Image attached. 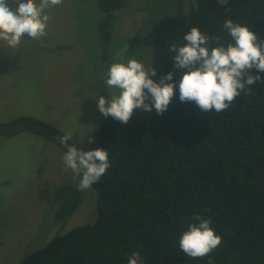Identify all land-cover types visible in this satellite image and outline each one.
I'll list each match as a JSON object with an SVG mask.
<instances>
[{
	"label": "trees",
	"instance_id": "obj_1",
	"mask_svg": "<svg viewBox=\"0 0 264 264\" xmlns=\"http://www.w3.org/2000/svg\"><path fill=\"white\" fill-rule=\"evenodd\" d=\"M176 2L174 14L129 40L131 46L152 47L154 79L176 72L173 103L162 114L135 111L126 124L104 116L91 143L72 142L85 151L108 152L111 167L91 187L95 217L53 236L17 264H127L133 251L142 264H264V72L250 70L262 79L229 109L203 112L180 101L181 74L169 51L172 43L183 46L194 26L226 46L232 42L222 28L226 19L247 24L264 41V0H193L186 11L182 0ZM111 26L109 14L97 21L104 43ZM20 131L67 151L59 140L66 134L53 123L30 115L0 122V135ZM197 214L222 237L203 258L179 251V239Z\"/></svg>",
	"mask_w": 264,
	"mask_h": 264
},
{
	"label": "rangeland",
	"instance_id": "obj_2",
	"mask_svg": "<svg viewBox=\"0 0 264 264\" xmlns=\"http://www.w3.org/2000/svg\"><path fill=\"white\" fill-rule=\"evenodd\" d=\"M192 2L182 0V10ZM8 4L15 11L14 0ZM178 8L176 0H63L46 9V36L25 34L15 48L0 47V122L30 115L88 144L104 117L96 98L118 94L105 83L111 64L136 59L149 67L152 47L129 40ZM106 14L112 26L104 43L97 21ZM64 153L30 131L0 135V264H17L53 236L93 221V190L78 189L81 177L65 169Z\"/></svg>",
	"mask_w": 264,
	"mask_h": 264
},
{
	"label": "clouds",
	"instance_id": "obj_3",
	"mask_svg": "<svg viewBox=\"0 0 264 264\" xmlns=\"http://www.w3.org/2000/svg\"><path fill=\"white\" fill-rule=\"evenodd\" d=\"M15 11L11 10L8 0H0V47L15 48L27 34L31 39L47 35L46 27L50 20L45 10L61 5L63 0H14ZM223 30L231 37L226 46L220 43L221 37H210L198 27L185 33L186 43L178 46L172 43L169 51L174 53V68L180 72L179 99L181 102H194L203 112L217 114L229 109L234 99L242 92L246 95L250 86L262 77L250 74L255 68L264 72V41L245 23H234L226 19ZM215 41V45L211 46ZM122 49L117 56H122ZM175 71L157 79V69L146 67L136 59L111 64L106 85L118 90V94L100 95L98 110L107 118L126 124L135 111L162 114L175 97ZM67 151L63 155L65 169H71L75 176L81 177L76 185L83 192L99 182L106 170L111 167L108 152L103 148L82 150L72 143L73 135L59 137ZM71 141V143H69ZM93 141L92 137L88 142ZM83 142V138H80ZM195 221H198L196 223ZM222 237L210 226V220L199 214L187 224L179 239V251L187 257L203 258L221 245ZM127 264H142L138 251H133Z\"/></svg>",
	"mask_w": 264,
	"mask_h": 264
}]
</instances>
